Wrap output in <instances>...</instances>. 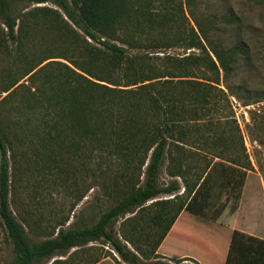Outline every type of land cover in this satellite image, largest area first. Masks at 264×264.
I'll use <instances>...</instances> for the list:
<instances>
[{
    "label": "trees",
    "instance_id": "1",
    "mask_svg": "<svg viewBox=\"0 0 264 264\" xmlns=\"http://www.w3.org/2000/svg\"><path fill=\"white\" fill-rule=\"evenodd\" d=\"M21 1L53 3L101 48L83 49L88 58L86 68L47 62L34 72L30 79L59 66L65 78L52 81L50 94H36L40 86L45 89L46 83H42L29 99L19 100L10 92L0 100V220L18 254L12 264H37L96 240L109 245L128 264H184L182 261L190 258H167L157 251L189 201L197 198L211 159L224 156L217 122L224 120L220 111L230 100L219 85L221 74L228 81L239 57L247 53L241 20L230 6V14L221 15L220 20L212 13H195L199 4L213 0H184L178 19L173 10L179 4L174 0H159L161 11H151L155 1L147 0L134 15L122 12L118 0H0L5 28L0 31V52L10 54L12 47L25 39L14 15V6ZM184 7L189 8L193 22L189 27ZM219 23L235 31L232 41L214 37ZM177 46L198 52L181 55L163 51ZM49 58L29 66L22 75ZM99 64L101 73L94 75L90 66ZM115 66L117 71L110 70ZM5 71L9 79L14 74L6 67ZM11 87H0V93ZM236 88L240 91L241 87ZM227 90L236 94L228 85ZM14 100L25 109L18 111ZM250 100L244 99V105L251 104ZM13 110L16 116L12 119ZM70 154L81 155V168L87 173L99 171V186L112 203L91 226L66 228L61 224L31 243L28 225L20 223L11 208V167L20 165L27 170L25 162L31 157L29 163L40 169L51 160L57 168L66 169ZM168 158V174L176 179L162 186L159 179ZM198 160L206 162L204 168ZM230 161L251 168L248 157L245 163L235 158ZM176 193L173 198H160ZM127 213L134 215L125 219L119 235L108 230ZM145 218L148 225L140 226ZM103 257H91L88 264ZM51 264L65 262L55 259ZM224 264H264V239L234 231Z\"/></svg>",
    "mask_w": 264,
    "mask_h": 264
},
{
    "label": "rangeland",
    "instance_id": "2",
    "mask_svg": "<svg viewBox=\"0 0 264 264\" xmlns=\"http://www.w3.org/2000/svg\"><path fill=\"white\" fill-rule=\"evenodd\" d=\"M145 1L147 0H118L122 5L121 11L133 15L137 14L138 6ZM154 1L151 11L163 10L157 8L159 0ZM174 2L179 4V8L173 10L175 18L178 19L182 14L180 3L184 0ZM228 6L232 7L235 16L241 20L242 37L248 50L246 55L239 57L235 74L228 81L223 80L221 74L219 86L228 93L230 100L229 106L223 107L220 111L224 120L217 122V133L224 148V156L211 159V165L198 186L197 198L189 201L185 209L187 212L182 216L181 227L179 225L178 232L164 242L162 248L163 254L171 255L176 248L180 250L178 244L184 241L185 245L195 249L203 264L225 263L227 255L223 252L225 238H229L230 245L234 231L264 239V0H213L199 4L195 7V13L199 16L212 13L220 20L221 15L230 14ZM188 10V7H184L189 18L185 22L187 27L190 23L193 24ZM14 15L17 19V29L19 26L22 28L25 39L23 40L21 36L23 42L14 45L10 54L0 52V84L7 81L0 87L12 86L9 91L0 93V100L10 92L19 100L29 99L30 93L42 83H46L45 89L40 86L36 94L40 95L44 91V94H50L48 91L52 81L55 78H65L60 73L59 66H53L50 71L38 72L30 79L34 72L47 62L65 63L73 68L76 64L86 68L88 58L84 55L83 49L101 48L76 28L61 9L51 2L21 1L14 6ZM217 27L218 30L213 33L215 38L220 37L228 42L233 40L235 33L233 29L220 23ZM0 31H5L2 19ZM163 51L181 55L189 54L191 51L198 52L184 46L165 48ZM47 57L50 58L32 72L26 76L22 75L29 66ZM10 63L12 65L8 66ZM124 63L125 61L121 62ZM5 67L14 72L10 79ZM113 68L110 70H118L116 66ZM101 70L100 64L90 66V71L94 75H100ZM108 85L113 88L121 87ZM227 85L232 87V92L236 94H231L227 90ZM236 87H241L240 91ZM247 98H251L252 103L244 105V99ZM13 105L18 111L25 109L23 104L15 100ZM10 116L13 119L16 110H13ZM247 157L251 162L250 169L230 161L231 158H235L239 163H245ZM28 159L30 161L31 157ZM29 161L25 162L29 164L27 170H23L20 165L11 167L10 203L17 220L28 225L26 232L31 243L42 240L47 235L43 234L44 231L56 230L61 224L66 228L91 226L112 203L99 186L102 179L99 171L95 169L93 173H87L86 169L82 170L81 155L70 154L66 169L57 168L53 160L45 163L44 169ZM197 164L204 168L206 162L198 160ZM168 166L169 158L161 170L159 184L162 186L176 179L168 174ZM177 179L183 186L182 179L179 177ZM115 181H118L117 177ZM117 189L118 184L115 186V197L118 195ZM183 192L184 187L178 193ZM178 193L170 196L161 195L160 198H173ZM132 215L134 213H127L115 220L108 230L119 235L122 223ZM148 222V218H145L140 220L139 225L147 226ZM114 253L109 245L104 244L102 240H96L81 248L74 247L64 256H55L37 264H51L55 259H63L65 264H88L91 257L100 258L104 255L113 257ZM17 258L18 254L0 220V264H12ZM182 263L199 264L193 259L183 260Z\"/></svg>",
    "mask_w": 264,
    "mask_h": 264
},
{
    "label": "crops",
    "instance_id": "3",
    "mask_svg": "<svg viewBox=\"0 0 264 264\" xmlns=\"http://www.w3.org/2000/svg\"><path fill=\"white\" fill-rule=\"evenodd\" d=\"M185 212H187V211L184 210L181 213V215L179 216V218L177 219V221L175 222V224L173 225V227L169 231L168 235L166 236L165 240L162 242V244L159 247L157 252H158V254L166 256L167 258H172V259L190 258V259H193V260L197 261L199 264H203L202 262H200L201 260L197 256L195 249L193 247H190L189 245H185L183 240H182L183 242H180L178 244L179 247H180V250L176 248L175 250H173V252H171L172 253L171 255L170 254L168 255L166 253L165 254L162 253V248L164 247V242H166L168 239H170L173 236V234H175L176 231L178 232L179 225L181 227V222H182V218H183L182 216H183V214ZM201 225L208 226L207 224H201ZM168 250L170 251V249H168ZM228 250H229V238H225V244H224V250H223L224 255L226 253H228ZM187 251H192V252L188 253ZM177 252H180V253H177ZM167 258H162V260H166L167 261ZM95 264H128V263L123 261L121 259L120 255L115 251V253L113 254V257L105 256L101 260L96 262Z\"/></svg>",
    "mask_w": 264,
    "mask_h": 264
}]
</instances>
